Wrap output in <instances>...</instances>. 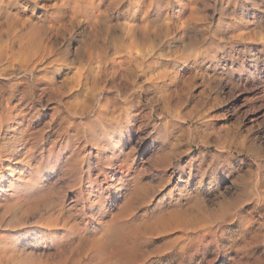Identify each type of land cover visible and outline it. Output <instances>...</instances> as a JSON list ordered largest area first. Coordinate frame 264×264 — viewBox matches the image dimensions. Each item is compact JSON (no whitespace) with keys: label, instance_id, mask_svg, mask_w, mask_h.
I'll return each instance as SVG.
<instances>
[{"label":"rangeland","instance_id":"374dc122","mask_svg":"<svg viewBox=\"0 0 264 264\" xmlns=\"http://www.w3.org/2000/svg\"><path fill=\"white\" fill-rule=\"evenodd\" d=\"M109 1L13 9L67 62L0 60V264H264V0Z\"/></svg>","mask_w":264,"mask_h":264},{"label":"bare ground","instance_id":"6f19581e","mask_svg":"<svg viewBox=\"0 0 264 264\" xmlns=\"http://www.w3.org/2000/svg\"><path fill=\"white\" fill-rule=\"evenodd\" d=\"M19 1L20 0H0V12L7 11L6 13L4 12L6 14L4 20L1 19L0 15V60L5 56L6 59H12V61L18 60V58L23 59L25 62L24 64L30 66L28 71L31 73L41 66L45 67L67 62L66 53L60 51L58 47V39L55 37L58 35L57 31L52 29L51 32H49L50 28H48L46 24L39 23L34 26L33 24L35 23L31 24L29 18H24L20 12H13V9L19 8ZM31 1L34 5L40 3V0ZM70 1L72 2L71 6L74 11L78 8V10L75 11L76 13L73 14V16H76L80 9L85 12L87 7H89L94 0ZM120 1L121 0H110L109 4L111 6L113 3H119ZM59 2L60 5L58 4ZM66 3L67 0H54L53 7L55 10H58L61 5L64 6ZM147 26L149 25H144L143 20L128 26L127 36L130 39L129 43L124 44L123 49L126 55L133 57L134 60H137V58L141 56L138 43L141 42L140 36L143 35L141 34L143 28L146 29L145 33L148 32ZM133 29L134 32L132 31ZM106 31V28L98 30L100 33H105ZM134 44L136 47L138 46L136 53L132 51ZM89 57L91 56L89 55ZM135 63L136 65L139 64L138 62ZM73 114H75V112Z\"/></svg>","mask_w":264,"mask_h":264}]
</instances>
